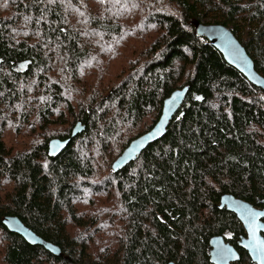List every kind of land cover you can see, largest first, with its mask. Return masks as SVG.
Returning a JSON list of instances; mask_svg holds the SVG:
<instances>
[{
  "label": "trees",
  "instance_id": "16d2710c",
  "mask_svg": "<svg viewBox=\"0 0 264 264\" xmlns=\"http://www.w3.org/2000/svg\"><path fill=\"white\" fill-rule=\"evenodd\" d=\"M195 21L230 28L264 77V0H0V264H212L216 236L254 264L218 206H264V90ZM187 86L166 135L112 171Z\"/></svg>",
  "mask_w": 264,
  "mask_h": 264
},
{
  "label": "water",
  "instance_id": "95a60500",
  "mask_svg": "<svg viewBox=\"0 0 264 264\" xmlns=\"http://www.w3.org/2000/svg\"><path fill=\"white\" fill-rule=\"evenodd\" d=\"M193 23L196 36L205 37L210 45L224 56L229 65L241 72L253 85L264 90V77L258 74L254 61L251 60L252 58L236 36L233 35L234 33L230 28L221 24H202L198 21ZM188 88L187 86L181 90L174 91L165 100L162 114L156 126L130 143L114 162L112 171L118 173L126 168L129 164L136 161L138 156L149 145L159 141L166 135V129L169 128L170 122L175 117L174 115L180 111L184 101L187 99ZM85 129L86 126L79 121L71 132L72 135L69 139L61 140L56 138L51 140L48 144V153L51 159L61 155L68 148L67 146L71 144L72 140L82 134ZM258 205H264V202L260 201ZM218 207L221 210L226 209L235 214L242 223L245 235L241 237L238 247L249 254V258L254 264H264V206L250 205V203L238 199L234 195L225 194L221 197L220 206ZM3 225L10 233L19 235L28 244L41 246L55 256H62V252L57 246L41 239V237L26 227L18 217H5ZM209 246H211L210 258L212 264H235L241 260V254H239L238 249L227 243L222 236L213 237Z\"/></svg>",
  "mask_w": 264,
  "mask_h": 264
}]
</instances>
